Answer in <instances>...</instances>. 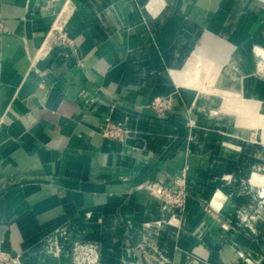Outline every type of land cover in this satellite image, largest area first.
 <instances>
[{
    "label": "crops",
    "instance_id": "obj_1",
    "mask_svg": "<svg viewBox=\"0 0 264 264\" xmlns=\"http://www.w3.org/2000/svg\"><path fill=\"white\" fill-rule=\"evenodd\" d=\"M90 1L92 5L75 1L78 11L66 30L71 43L62 45L53 41L52 33L63 0H0V250L20 264H71L72 242L89 240L101 244L105 264L126 256L140 264L130 243L163 241L159 251L173 258L177 228L168 222L182 214H172L151 196L149 184L170 186L184 178L185 251L178 253V264H264V251L256 243L264 244V217L252 218L258 210L264 213V202L246 222L252 240L219 226L204 206L212 200L230 223L244 225L259 194L248 179L259 166L250 155L256 156V144L240 156L243 146L250 150L240 139L249 136L254 121L243 123L239 115L197 100L188 84L198 63L183 52L185 47L164 48L165 59L159 53L153 59L142 56L146 37L138 33L149 29L141 24L134 3L146 0H127L132 20L117 28L124 39L121 47L97 16L126 0ZM84 8L93 11L94 20ZM171 16L168 11L152 19L153 32L164 33L169 41L176 31L171 23L177 22ZM239 28L237 37L245 33ZM211 33L225 42L210 41ZM219 33H225L219 25L205 32L201 50H215L220 58L216 64L206 61L231 65L237 71L233 80L241 81L240 67L246 65L250 47L242 45V37L231 45L226 41L231 38ZM130 48L135 53H128ZM199 58V63L206 62ZM185 69L189 73L178 81ZM250 77L243 80L252 103L257 83ZM168 95L167 111L157 114L149 107L155 97ZM108 118L124 126L122 139L104 135ZM203 225L210 229L201 235L204 243L194 248L197 238L187 235L188 228ZM226 240L237 250L228 246L221 254L218 243ZM190 249L208 263L197 261ZM156 255L144 249V263L159 264L153 262Z\"/></svg>",
    "mask_w": 264,
    "mask_h": 264
},
{
    "label": "rangeland",
    "instance_id": "obj_2",
    "mask_svg": "<svg viewBox=\"0 0 264 264\" xmlns=\"http://www.w3.org/2000/svg\"><path fill=\"white\" fill-rule=\"evenodd\" d=\"M86 2L90 5H92V1L90 0H63L62 6L60 10L57 13L58 15H61L58 22L55 21V25L58 27H62L67 30V26L70 23V21L73 19L75 14L78 11V6L76 2ZM100 3H103L104 1L99 0ZM83 4V3H82ZM103 4H106L104 2ZM122 5V6H121ZM127 5V6H126ZM110 9L103 11L100 15L97 16L102 18L101 16H107L109 21L113 24L114 30L113 34L110 37L117 42L119 47H121L123 42V37L119 35L118 33V27L120 23L129 22L132 18L128 13H130V3L126 0L125 2H116L112 3ZM135 10L138 11L137 13L140 16L141 24L143 23L145 26V29H149V32H146V34H142V32L138 33L141 37H146V40L144 42L142 41V47L143 52L142 56L145 58L153 59L156 57V55H153L154 53H159L160 57L162 59H165V54L167 52L166 49L174 50L177 47H185L183 52L188 54V57L191 61H194L192 69L195 71L193 74V79L191 80L190 84H188L194 91H196L197 100L200 99L203 105L208 106V103L214 106V108L224 111L226 113H232L230 115H239L237 117L242 120L243 123H251L253 122V129L250 130V134L247 137L241 136L240 141L243 145L249 143L248 150L246 146H243L241 148V155L245 156L250 151H253L252 144H256L257 148V154L256 156L253 155V153H250L251 156L255 157L257 161V165L259 166L257 169H251L253 171H256L252 174V176L249 178L250 187L253 189H258V195L255 198V203L253 204V207L250 211V214L245 220L244 225L237 226L233 225L228 221V219L223 216L219 210H217L215 207L219 208L214 202L211 203L215 206H213L211 203H208L205 206V211L212 215L219 223V226L222 228H231L234 229L237 233L242 235L245 238H250L251 240L253 238L250 237V234L248 230L246 229V222L248 221L249 217L256 212V210L259 208V206H263L264 202V0H162V1H136L134 3ZM156 6L155 8H153ZM123 8L119 9V8ZM153 8V9H152ZM152 9V10H151ZM84 14H92L93 11L83 9ZM97 12V9L94 10ZM121 11V12H120ZM128 11V13H127ZM152 11L154 14H157L159 11V14H157L156 17H153ZM170 11L171 17L177 19V22H172L171 24L176 26V31L173 34V40L172 38L170 41L168 39L164 40L163 37L164 33H155L153 32V22L152 19H155L157 17L163 16ZM109 13V14H108ZM105 14V15H104ZM218 16V17H217ZM126 17V19H125ZM57 18V17H56ZM94 20V16L92 17ZM250 21V23H249ZM217 25L220 26V31L225 30V33H219L220 35L223 34V36L230 37L231 40L227 39L226 41H237L240 39L242 45H246L250 47V56L247 61L245 62L246 65L240 67L241 69V81H234L233 77L237 74V71L235 69H232L231 65H227L226 67L222 65H212L209 62L217 63L220 58H218L217 51L213 50H201L200 43L205 38V32L207 31L208 27H216ZM137 24L134 25L136 27ZM238 26V27H237ZM245 31L242 35H238V30L240 29ZM243 27V28H242ZM253 27V28H252ZM137 28V27H136ZM233 28H239L236 30V34L231 35V30ZM250 29L256 30V32H250L248 31ZM212 32L213 30H209ZM230 32V33H229ZM212 37L209 39L212 42L215 43H223L225 42V39L221 36H217L213 33ZM231 35V36H230ZM234 35V36H233ZM110 36V35H109ZM244 37V38H243ZM217 38V39H215ZM234 38V39H233ZM237 38V39H235ZM169 41V42H165ZM239 41V42H240ZM238 42V41H237ZM238 42V43H239ZM165 43H169L167 47H164ZM231 45H236L237 43L231 42ZM251 43V44H250ZM250 44V45H249ZM162 45V48H161ZM147 46H152L155 48V50L148 49ZM188 48V49H187ZM164 49V50H163ZM134 48H130L128 53H135ZM223 51L221 50L220 53ZM235 51H231L230 53L233 54ZM240 54V53H239ZM197 56H200L197 57ZM239 57L244 58L243 55H239ZM250 57H251V65H250ZM200 59L201 61L208 60L209 62H204L202 64L197 61V59ZM204 58V60H202ZM196 65V66H195ZM180 71V70H179ZM246 73H245V72ZM181 74L177 75V80L180 81L181 77L184 75H187L189 73L188 69H185L183 71H180ZM196 73V76H195ZM249 74V75H247ZM247 76H252L250 79L256 80L257 85L252 86L253 91L252 93L256 97L254 98L255 102H248L250 99L247 96V92L245 91L246 87L248 86V82L244 81L247 79ZM244 79V80H243ZM188 82V80H184ZM244 81V82H243ZM183 82V83H186ZM182 83V82H180ZM182 83V84H183ZM251 83V82H250ZM235 93H232V92ZM179 92V91H178ZM225 92V93H224ZM231 92L230 94H228ZM172 95L168 96H159V97H165L171 99ZM235 98V99H234ZM230 100H234L230 102ZM240 100V101H238ZM251 105V106H250ZM209 109V108H208ZM249 111L251 114H254L255 118L252 119V115L249 114ZM255 112V113H254ZM250 117V119H249ZM194 121L192 120V125ZM232 125V124H231ZM230 125V126H231ZM244 126V125H241ZM245 127V126H244ZM251 143V144H250ZM245 148L247 150H245ZM248 151V152H247ZM249 155V156H250ZM251 164H254V160L250 162ZM233 178H226V180H229V182L232 181ZM187 186V185H186ZM151 196L158 198L156 195H154L151 191ZM188 194V188L186 191V195ZM221 198V197H219ZM162 201V200H161ZM163 202V201H162ZM164 206L165 203L163 202ZM185 207V206H184ZM184 208L182 211L179 212V214H182L181 217L177 215L175 217L174 222L170 221L168 222V225L172 223L174 227L177 228V232L175 235L176 242L174 243V248L172 253L176 256L173 258H167L165 257L160 251L161 245H166L165 242H143V243H137L132 242L130 244L133 245V249L136 251V253L139 255V263L145 264L146 260L144 261V258L142 257V252L144 249L146 251H152L154 254L157 253L158 257L153 258V262H159V264H178L179 258H177V255L180 251H185V248L183 247L181 243V237H182V230L185 229V226H183V220L182 216ZM262 213V214H261ZM264 217L263 210H258L252 218L260 219ZM253 220V219H252ZM162 222V221H161ZM210 228H208L206 225L204 226H193L191 228H188L187 235L191 237L197 238V243L193 242L194 248L202 242L201 235L203 233H206L209 231ZM144 230H146L144 228ZM257 245L260 247L261 250L264 251V244L256 239ZM204 243V242H202ZM101 245V244H100ZM142 245H147L151 250H147L146 248H142ZM228 246L233 250L236 251V246L232 245V243L228 240L224 242L218 243V251L223 254L227 251ZM102 249V246H101ZM161 250V249H160ZM240 257L247 261L248 255L246 253H240L241 251H237ZM159 253V254H158ZM189 254L193 255L197 258V261H202L205 263H208L207 259L202 258L200 255L196 253L194 249L189 250ZM156 255V256H157ZM115 264H135L134 259L132 257H119V258H113ZM181 263V262H180ZM211 264V263H210ZM215 264H228V263H217L215 261Z\"/></svg>",
    "mask_w": 264,
    "mask_h": 264
},
{
    "label": "built area",
    "instance_id": "obj_3",
    "mask_svg": "<svg viewBox=\"0 0 264 264\" xmlns=\"http://www.w3.org/2000/svg\"><path fill=\"white\" fill-rule=\"evenodd\" d=\"M61 15H58V22ZM56 23V22H55ZM54 23L52 39L56 44L71 43L67 32L62 27L56 26ZM171 106V99L165 97H155L149 104V107L157 114H161ZM104 135L113 139H122L126 133L121 123H115L108 118L103 126ZM149 190L160 198L165 207L177 214L183 210L186 200V180L176 179L172 185H164L160 182H151ZM0 264H20L16 257L0 250ZM71 264H105L102 255L100 243L89 240H74L71 247Z\"/></svg>",
    "mask_w": 264,
    "mask_h": 264
},
{
    "label": "bare ground",
    "instance_id": "obj_4",
    "mask_svg": "<svg viewBox=\"0 0 264 264\" xmlns=\"http://www.w3.org/2000/svg\"><path fill=\"white\" fill-rule=\"evenodd\" d=\"M101 1H104V0H101ZM105 2V1H104ZM125 2V1H124ZM122 6V5H121ZM127 6V5H126ZM119 9H122L123 10V8H119ZM121 12V11H120ZM127 13H128V11H127ZM109 14V13H108ZM105 15V14H104ZM102 17V22H103V26H105L108 30H110V31H113V29H114V27H113V24L111 23V21H109V19L107 18V16L105 15V16H101ZM125 19H126V17H125ZM127 20V19H126ZM125 23V22H124ZM246 175H248V174H246ZM243 181V180H242ZM244 181H246V179L244 180ZM243 181V182H244ZM248 181H249V179H248ZM246 185V184H245ZM231 208V207H230ZM232 209V208H231ZM224 210L225 211H228L229 210V208L227 207L226 209L224 208ZM260 219H262V218H260Z\"/></svg>",
    "mask_w": 264,
    "mask_h": 264
}]
</instances>
